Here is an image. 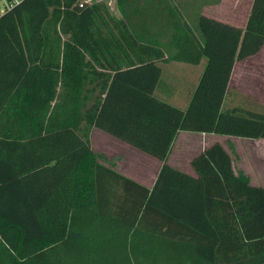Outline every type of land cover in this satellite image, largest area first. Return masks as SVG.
I'll list each match as a JSON object with an SVG mask.
<instances>
[{"label":"trees","instance_id":"1","mask_svg":"<svg viewBox=\"0 0 264 264\" xmlns=\"http://www.w3.org/2000/svg\"><path fill=\"white\" fill-rule=\"evenodd\" d=\"M80 2L0 17V264H264V188L220 144L197 177L168 163L180 132L264 139V107L228 102L264 48V0L245 29L204 14L222 0H116L119 18ZM203 59L186 110L159 98L162 65ZM94 129L162 162L154 187L95 152Z\"/></svg>","mask_w":264,"mask_h":264},{"label":"crops","instance_id":"2","mask_svg":"<svg viewBox=\"0 0 264 264\" xmlns=\"http://www.w3.org/2000/svg\"><path fill=\"white\" fill-rule=\"evenodd\" d=\"M253 3L254 0H222L221 4L217 6L205 8L204 14L219 22L245 29L252 12ZM206 65V59H203L198 65L178 62H170L162 65L161 82L156 90V94L162 100L186 110L199 85ZM255 65L264 67V48L259 54L244 61H238L235 64L228 88V102L230 107L232 106L234 108L239 106L242 102L249 109L255 111H261L262 107H264V100H261L259 98L260 96L256 93L257 88H259L262 94H264V83L262 85L255 84V90H252V92L250 91L252 88L246 90L242 84L243 79L248 81L254 80L253 69ZM230 98H232V104L230 103ZM95 136L99 139H107L108 141L111 139L112 142H120L128 148L144 154L99 129L93 130V137ZM216 144L222 145L231 155L234 171L237 175L243 173L249 178L252 186L264 188V139L252 140L215 134L180 132L169 154L168 163L190 176L197 177L192 162ZM147 156L159 164L158 171L148 181L141 182L135 179L133 180L152 189L157 181L163 163L149 155ZM114 159H120V157ZM110 161L112 162L113 160ZM120 173L123 174L122 172Z\"/></svg>","mask_w":264,"mask_h":264},{"label":"rangeland","instance_id":"3","mask_svg":"<svg viewBox=\"0 0 264 264\" xmlns=\"http://www.w3.org/2000/svg\"><path fill=\"white\" fill-rule=\"evenodd\" d=\"M100 1L107 4L111 13L116 17H121L120 12L116 7V0H93ZM0 8H4V2L0 1ZM254 80H244L242 81L243 87L246 90L252 92L255 84L262 85L264 83V67L261 65H255L253 69ZM257 95H259L261 100H264V94L257 88ZM91 146L95 152H101L108 156V159L113 160L112 163L116 165V169L122 172L129 178L144 182L148 181L149 178H153L158 171V163L147 155L141 154L132 148L121 144L120 142H112L110 139H99L97 136H91ZM120 159H114L118 158Z\"/></svg>","mask_w":264,"mask_h":264},{"label":"built area","instance_id":"4","mask_svg":"<svg viewBox=\"0 0 264 264\" xmlns=\"http://www.w3.org/2000/svg\"><path fill=\"white\" fill-rule=\"evenodd\" d=\"M4 2V8H0V17L5 15L7 12L13 10L18 5L22 4L25 0H0ZM93 0H81L80 6L85 4H91Z\"/></svg>","mask_w":264,"mask_h":264}]
</instances>
